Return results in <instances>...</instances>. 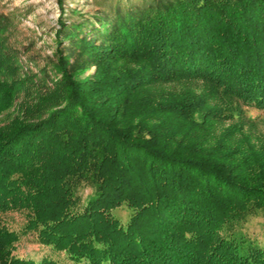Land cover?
Instances as JSON below:
<instances>
[{
  "label": "trees",
  "instance_id": "16d2710c",
  "mask_svg": "<svg viewBox=\"0 0 264 264\" xmlns=\"http://www.w3.org/2000/svg\"><path fill=\"white\" fill-rule=\"evenodd\" d=\"M152 3L60 22L41 71L0 38V264H264V141L199 135L264 116V0Z\"/></svg>",
  "mask_w": 264,
  "mask_h": 264
},
{
  "label": "rangeland",
  "instance_id": "374dc122",
  "mask_svg": "<svg viewBox=\"0 0 264 264\" xmlns=\"http://www.w3.org/2000/svg\"><path fill=\"white\" fill-rule=\"evenodd\" d=\"M154 0H0V38L6 45L16 52L18 61L26 70H42L48 65L57 49L55 34L58 32L59 23L71 24L82 21L95 23V16L102 14L108 20L114 19L118 15L122 16L136 9H144L153 5ZM63 13V14H62ZM88 24V23H87ZM67 45L73 42L68 40ZM96 68L89 66L84 72L76 78L83 79L92 77L96 74ZM8 114V113H7ZM6 114L0 116L4 118ZM254 116L259 115L253 124L245 122H224L214 124L199 135L213 131L214 134L222 131L232 130L234 128L239 136L241 134L252 137V140L264 141V116L262 113L255 112ZM238 125V126H237ZM197 132V131H196ZM235 132V131H234ZM193 135V133H192ZM195 135V134H194ZM206 136V135H205ZM91 190L85 188L80 191L83 201L90 196ZM12 226L22 225L19 215L13 214ZM122 218V216L120 215ZM259 219H253L252 227L249 232L256 235L259 241H264V234H257ZM49 252L40 247L34 239L28 236H21L16 244L14 255L21 259H30L39 261ZM54 258V256H52ZM55 258L57 256L55 255ZM65 263V259L59 256Z\"/></svg>",
  "mask_w": 264,
  "mask_h": 264
}]
</instances>
